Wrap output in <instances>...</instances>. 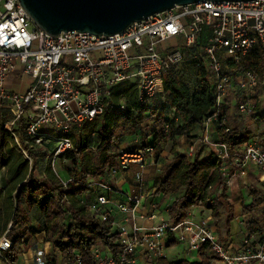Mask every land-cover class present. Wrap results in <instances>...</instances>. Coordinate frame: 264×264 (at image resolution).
<instances>
[{"label": "built area", "instance_id": "obj_1", "mask_svg": "<svg viewBox=\"0 0 264 264\" xmlns=\"http://www.w3.org/2000/svg\"><path fill=\"white\" fill-rule=\"evenodd\" d=\"M0 4V108L11 116L4 127L13 133L30 161L31 156L20 144L15 130L20 120L27 135L25 144H52L45 158L64 187L76 180L57 165L63 152L73 146L64 133L73 127L79 129L85 120L112 107L111 88L117 82L134 81L138 101L143 104L162 91L163 73L174 66H185L188 59L211 71L215 104L203 120L198 140L219 156L222 184L233 190L239 184L238 179L242 181L247 176L251 164L257 167L264 182V147L256 138L231 147L213 135L221 112L223 119L234 111L253 115L264 109L257 102V96L264 91L262 79L241 63L258 41L264 45V0H198L157 11L112 34L68 29L53 35L34 23L19 0H0ZM13 70L21 71V81L25 76L31 78L25 90L7 86ZM164 126L169 127L166 123ZM132 141L139 142L136 136ZM123 146L117 148L111 174L136 165L137 190L125 192L122 200L114 201L110 193H116V188L109 179L101 177L88 182L103 190L87 201L88 209L116 230V241L120 244L116 254L104 245H94L93 253L99 264H144L148 253L167 256L171 238L175 243H183L186 255L207 248L210 264H264V223L259 230L246 231L235 241L219 238L214 225L217 219L211 214L196 218L188 210L176 224L166 217L156 224L136 223L137 217L158 215L155 205L146 215L139 210L146 193L144 169L154 146L144 144L130 150ZM178 148L191 154L194 144ZM6 170V160L0 158V187ZM222 184L206 198L214 202ZM229 200L233 202V198ZM114 209L123 217H118ZM246 215L242 217L244 225L252 218L247 219ZM9 225L0 232V258L5 261V250L12 245L7 234ZM44 256V249L39 248L34 259L43 264ZM75 260L76 264L82 261L79 255Z\"/></svg>", "mask_w": 264, "mask_h": 264}, {"label": "trees", "instance_id": "obj_2", "mask_svg": "<svg viewBox=\"0 0 264 264\" xmlns=\"http://www.w3.org/2000/svg\"><path fill=\"white\" fill-rule=\"evenodd\" d=\"M241 63L253 69L264 86V45L261 42L250 49ZM182 67H189L193 75L185 78L178 67H171L163 73L162 91L143 104L138 101L134 81L117 82L111 88L112 107L85 120L79 129L73 127L64 133L71 138L73 146L60 158L73 163L71 167L65 166V173L76 178L66 187L45 158L52 144H25L27 135L24 122L20 120L15 130L20 144L31 156L30 161L13 133L4 127L11 116L0 108V158L7 164V175L0 187V232L10 223L7 234L12 241L10 248L5 250L7 261L16 264L20 245H28L39 233L55 247L62 264H76L77 255L82 260L77 264H99L93 253L94 245H104L116 254L120 247L116 230L93 214L86 203L94 198L93 191L97 190L88 182L101 177L109 179L111 168L116 164L117 148L123 145L130 150L152 144L154 152H158L162 142H171V157L163 164L154 193L166 202L162 209L167 211L173 224L186 216L191 206L199 204L210 208L213 215L227 211L228 219L233 218L234 207L225 200L227 185L222 184L224 176L219 168V156L212 149L205 151L207 145L198 140L203 120L215 104L210 68L201 63L196 66L192 59ZM222 116L223 112L213 127L215 139L239 147L254 137L264 147V109L253 114L258 131L244 124L243 114L239 111L223 119ZM165 123L169 126L167 129ZM135 136L141 144H124V140L129 141ZM180 138L194 144L191 154L178 148ZM221 184V199L217 202L208 200L206 196L219 189ZM248 194L251 199L242 204L241 213L250 211L253 215L247 224V232H253L264 223V188L249 184ZM169 243L173 244L175 240L171 238ZM198 257L194 260L187 257L172 259L148 253L144 264H210L207 248H201Z\"/></svg>", "mask_w": 264, "mask_h": 264}, {"label": "water", "instance_id": "obj_3", "mask_svg": "<svg viewBox=\"0 0 264 264\" xmlns=\"http://www.w3.org/2000/svg\"><path fill=\"white\" fill-rule=\"evenodd\" d=\"M34 23L50 34L68 29L112 34L157 11L198 0H19Z\"/></svg>", "mask_w": 264, "mask_h": 264}, {"label": "crops", "instance_id": "obj_4", "mask_svg": "<svg viewBox=\"0 0 264 264\" xmlns=\"http://www.w3.org/2000/svg\"><path fill=\"white\" fill-rule=\"evenodd\" d=\"M21 71L19 70H13L10 73L9 79L8 81H6L7 86L9 87H13L15 89H20V90H25V88L28 86V83L30 81V77L25 76V78L23 79V81L20 80V75ZM215 133L213 132V135ZM150 136L147 137V139H149ZM180 144L179 146H185L188 143V141L184 140L183 138H180ZM131 142V143H130ZM132 139L127 141L124 140V144L125 145H129L132 144ZM138 143L141 144V142L139 141ZM208 147L205 148V151L207 150ZM204 151V152H205ZM154 154V153H153ZM153 154L148 156V161H152L153 159ZM203 154V153H202ZM170 158L171 155L169 154V149H164L163 146L161 148V150L155 154V157L158 158V160L163 159L164 157ZM158 160L156 162H158ZM160 166V165H159ZM159 166L157 167L158 169L155 168V170H157L158 172L153 173L152 174V168L154 167H150V172L147 174V178L145 180V187L144 189L146 190V193L144 194L142 200L143 203L142 205L139 207V210L142 211L143 214H147V212L149 211V209L155 205L157 206V210H158V215H159V220L161 217H166L169 219V215L167 214V211L165 209H162V205L166 202L162 201L161 196H157L154 193L155 187H156V183L157 180L160 177L161 171L159 170ZM156 167V166H155ZM136 168V165H132L130 167L129 170L126 171H121L118 179H117V184H116V193H110V197L112 199H114V201L116 200H122L123 199V193L125 192H134L137 190V181L135 179V174H134V170ZM258 176V179H260L259 173H258V169L257 167H255L254 165H249V169H248V174L247 176H245L244 178H242V182L243 183H247L248 179H254ZM241 180V179H240ZM147 188V189H146ZM236 190V188H235ZM243 190V188L239 189L238 191H235L238 193H242L241 191ZM103 190H94L93 191V196H95L97 193H102ZM231 192V191H230ZM232 193V192H231ZM239 195V194H238ZM243 195V202H245L244 198H249L248 201L251 199L250 194L249 196L242 194ZM246 201V202H248ZM189 209L192 213L194 212V210H198V212L200 213V217H203L207 214H211L214 218L217 219V221L214 222V225L217 229L218 232V236L219 238H224V237H228L235 240H240L243 233L245 231H247V224L244 225V223L242 222V217L245 216L246 214L243 215H239L236 214V216L231 219L228 220V216H226V214H219V215H213L212 212L210 211V208H206L204 206H200V205H193L191 206ZM115 214L118 217H123V215L116 211V209H114ZM194 214V213H193ZM253 215L250 213V211L247 213L246 217L247 219L251 218ZM155 219L154 218H150L148 216V214L145 217H137L136 218V223L138 224H153L155 223ZM236 221V226H230V223H232L231 221ZM132 221H129V224H131ZM221 223V224H220ZM223 226V227H222ZM246 227V230H244V228ZM239 231H243V233L239 234ZM220 233V234H219ZM241 236V237H240ZM21 249L20 252L18 253L17 256V260H16V264H38L35 259H34V254L35 251L39 248L44 249L45 251V256H44V261L45 263L43 264H62L61 261H59V254L57 253L56 249L54 246H52L50 244L49 241L45 240L44 238V234L43 233H39L37 235L34 236V238L30 241V243L28 245H20ZM173 251V249L171 250V252ZM198 254V253H197ZM167 257L169 258H177V257H183L181 255H179L178 253H173L171 255H168ZM194 259H199V257L197 256V258H193ZM145 263V262H144ZM0 264H12L9 261H5L4 259L0 258Z\"/></svg>", "mask_w": 264, "mask_h": 264}, {"label": "rangeland", "instance_id": "obj_5", "mask_svg": "<svg viewBox=\"0 0 264 264\" xmlns=\"http://www.w3.org/2000/svg\"><path fill=\"white\" fill-rule=\"evenodd\" d=\"M0 6H1V4H0ZM179 69H180V71L184 74V76H185V78L186 77H189V76H191V75H193V74H191V69L189 68V67H182V66H177ZM257 102L258 103H260L261 102V104H263L264 105V91H261L260 92V97L259 96H257ZM243 120H244V124H246L247 125V127L248 128H251V129H253L254 131H258V128H257V123H255V121H254V118H253V115L252 114H246V115H244L243 114ZM170 144H171V142H169V141H164V142H162V146H163V148L164 149H169V146H170ZM180 148H184V146H181ZM36 151H38L39 149L38 148H36L35 149ZM161 150V149H160ZM159 150V151H160ZM158 151V152H159ZM158 152H156V150H155V152H154V154H153V159H152V161H148L147 162V164H146V166H145V171H144V175H143V179H144V183H145V180H146V178H147V174L150 172V167L152 166V167H154V168H152L151 170L153 171L152 172V174L153 173H156V172H158L157 170H155V168L156 169H158L157 167L159 166V170L162 172V167H163V164H165V162L169 159V158H167V156L166 157H164L163 159H161V160H158V158L157 157H155V154H157ZM158 160V162H156ZM72 164L73 163H71L68 159H62V158H60L58 161H57V165H58V167L59 168H63V169H65V166H69V167H71L72 166ZM253 165V164H252ZM156 166V167H155ZM120 173H121V171H117L115 174H111L110 175V177H109V181H110V183L114 186V187H116V184H117V179H118V177H119V175H120ZM258 173H259V170H258ZM238 182H239V184L238 185H236L234 188H233V190H231V192L229 191V188H228V186H227V190H226V193H228L229 192V197H231V198H233V202H231L230 200H229V197L226 195V201L227 202H229V204L230 205H232L233 207H234V209L231 211V212H233L232 213V215H233V218L236 216V214H239L240 216L241 215H243V214H247V212H245V213H241V207H242V204L244 203L243 202V200H242V198H243V195L242 194H245L246 196L248 195L249 196V184H254V185H256V186H258V187H260V189H263L264 188V182H263V180L260 178V179H258V176L256 177V178H254V179H248V181H247V183H243L240 179H238ZM235 188H236V190H235ZM242 189L243 188V190L241 191L242 193H238L237 194V192H235V191H238L239 189ZM147 189V188H146ZM217 196L215 197L216 199L214 200V202H217L219 199H221L219 196H220V194H219V192L216 194ZM248 199L249 198H244V200H245V202L246 201H248ZM162 200H164V199H162ZM225 201V202H226ZM201 206V205H200ZM203 206V205H202ZM190 209H192V208H190ZM190 211V210H189ZM256 212V213H255ZM255 212H253L254 213V215H256L257 214V211H255ZM194 217H196V218H199L200 217V213L198 212V210L196 209V210H194ZM220 214H226V216H228V212L227 211H225V212H223V213H220ZM232 218V219H233ZM229 220V219H228ZM160 220H159V215H157V217H156V219H155V224L156 223H158ZM232 223H230V226H236L237 224H236V221L234 220V221H231ZM221 224V223H220ZM223 227V226H222ZM244 230H246V227L244 228ZM246 232V231H245ZM244 232V233H245ZM241 233H243V231H239V234H241ZM243 233V234H244ZM220 234V233H219ZM241 237V236H240ZM242 237H243V235H242ZM241 237V238H242ZM173 249V251L171 252V250ZM173 253H178L179 255H181V256H183V257H187V258H189L190 260L191 259H193V258H197V256H198V252L197 251H191V253L190 254H184L183 253V243H180V242H177L176 241V243H173L172 245H171V247H170V249L167 251V256L168 255H171V254H173ZM145 262V261H144ZM148 264H151V263H148Z\"/></svg>", "mask_w": 264, "mask_h": 264}]
</instances>
